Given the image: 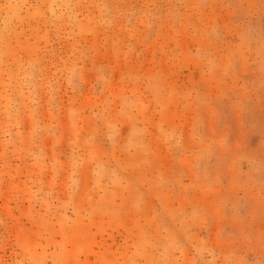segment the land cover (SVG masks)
I'll return each instance as SVG.
<instances>
[{
  "label": "rangeland",
  "instance_id": "obj_1",
  "mask_svg": "<svg viewBox=\"0 0 264 264\" xmlns=\"http://www.w3.org/2000/svg\"><path fill=\"white\" fill-rule=\"evenodd\" d=\"M0 264H264V0H0Z\"/></svg>",
  "mask_w": 264,
  "mask_h": 264
}]
</instances>
